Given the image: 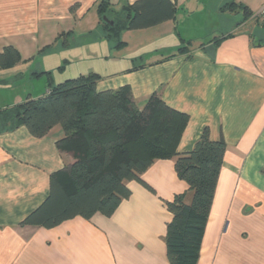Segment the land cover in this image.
I'll return each mask as SVG.
<instances>
[{
  "label": "crops",
  "instance_id": "0c3cea01",
  "mask_svg": "<svg viewBox=\"0 0 264 264\" xmlns=\"http://www.w3.org/2000/svg\"><path fill=\"white\" fill-rule=\"evenodd\" d=\"M136 1L106 0L108 25ZM169 1L173 20L123 31L116 48L97 13L101 0H0V50L12 46L22 58L0 70V111L43 97L56 84L46 63L33 61L37 54L57 47L75 51L77 59L85 52L103 60L104 68L93 70L101 77L97 92L128 86L139 109L155 94L189 117L177 153L190 152L205 130L210 141L226 145L197 264H264V21L258 15L264 0ZM227 3L250 16L220 11ZM130 44L135 56L119 59ZM62 136L58 126L40 139L23 126L0 129V264H169L171 215L164 202L189 194L174 159L157 160L143 173L150 189L128 182L129 198L110 217H75L48 229L22 224L47 199L49 176L73 162L56 149Z\"/></svg>",
  "mask_w": 264,
  "mask_h": 264
},
{
  "label": "trees",
  "instance_id": "16d2710c",
  "mask_svg": "<svg viewBox=\"0 0 264 264\" xmlns=\"http://www.w3.org/2000/svg\"><path fill=\"white\" fill-rule=\"evenodd\" d=\"M107 8L106 0H101L97 8L101 18ZM220 11L250 16L245 7L234 3L224 4ZM175 13L169 0H138L118 15L112 27L103 20L101 24L108 41L120 48L121 32L157 26L173 20ZM20 63L21 55L14 47L0 50V70ZM100 79L89 73L50 83L43 97L0 111V129L5 131L23 126L40 139L60 127L63 136L56 141V149L73 160L49 176L47 199L22 224L48 229L75 217H110L129 198L128 182L150 189L141 179L143 173L157 160L174 159L176 176L189 194L164 202L171 215L166 225V256L169 264H197L225 143L210 141L205 130L190 152L177 153L187 115L169 108L155 94L139 109L128 86L99 93Z\"/></svg>",
  "mask_w": 264,
  "mask_h": 264
},
{
  "label": "rangeland",
  "instance_id": "374dc122",
  "mask_svg": "<svg viewBox=\"0 0 264 264\" xmlns=\"http://www.w3.org/2000/svg\"><path fill=\"white\" fill-rule=\"evenodd\" d=\"M94 32H96V31H94ZM90 39H92V41L93 40L95 41L97 39L96 33H94V35H92V37ZM61 43H62V40L60 41L59 44L61 45ZM106 44L108 45V42L104 43V41H103L102 46L100 48H102V49L105 48L107 46ZM148 45H149V43L148 44L145 43V46H148ZM94 49H96V46L92 45L89 47V49H87V51L89 50V51L93 52L92 50H94ZM136 50H137V48L133 47V44H130V46L128 48H126V49L122 48V50H120L118 52L117 57L119 59L120 58H127ZM49 52H51V53H48V55L37 54L33 61H35L36 64L46 63L45 66H47L48 68L51 69L52 77L54 79H56V84H58L57 83L58 81H59V83H61L67 79L75 78L78 76V73H79V75H81V74L87 75L90 72H93V70L100 71L105 66L103 60H98V61L94 60L93 56H90L88 53H85V52L80 59L76 58L78 53H76L75 51L63 53L60 50L58 51L57 47H53V48H50ZM140 52H141V50H139V53ZM131 56H135V55H131ZM61 67H63V69H64V70H62L63 72L57 71V69L61 68ZM45 81H46V78L43 77L42 82L37 83V84L34 83L33 87L35 88V91L41 90V86H42V84H43V86L45 85L44 84Z\"/></svg>",
  "mask_w": 264,
  "mask_h": 264
},
{
  "label": "built area",
  "instance_id": "2783aa9c",
  "mask_svg": "<svg viewBox=\"0 0 264 264\" xmlns=\"http://www.w3.org/2000/svg\"><path fill=\"white\" fill-rule=\"evenodd\" d=\"M258 15L264 21V6L259 10Z\"/></svg>",
  "mask_w": 264,
  "mask_h": 264
},
{
  "label": "water",
  "instance_id": "95a60500",
  "mask_svg": "<svg viewBox=\"0 0 264 264\" xmlns=\"http://www.w3.org/2000/svg\"><path fill=\"white\" fill-rule=\"evenodd\" d=\"M103 21H104L105 23H109V24H111V22H109L105 17H103Z\"/></svg>",
  "mask_w": 264,
  "mask_h": 264
}]
</instances>
